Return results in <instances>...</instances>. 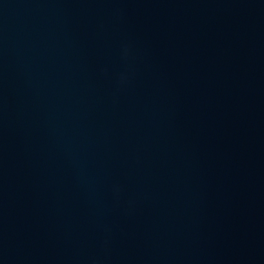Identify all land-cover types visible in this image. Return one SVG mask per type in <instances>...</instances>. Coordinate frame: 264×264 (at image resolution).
Segmentation results:
<instances>
[{"label":"water","instance_id":"1","mask_svg":"<svg viewBox=\"0 0 264 264\" xmlns=\"http://www.w3.org/2000/svg\"><path fill=\"white\" fill-rule=\"evenodd\" d=\"M0 264H264V0H0Z\"/></svg>","mask_w":264,"mask_h":264}]
</instances>
